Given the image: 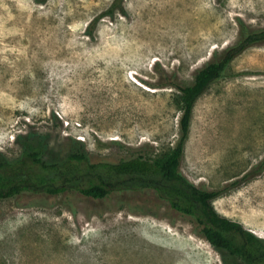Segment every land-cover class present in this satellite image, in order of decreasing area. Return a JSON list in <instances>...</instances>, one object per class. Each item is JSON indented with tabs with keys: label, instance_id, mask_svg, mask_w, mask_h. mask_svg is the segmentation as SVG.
Returning <instances> with one entry per match:
<instances>
[{
	"label": "rangeland",
	"instance_id": "1",
	"mask_svg": "<svg viewBox=\"0 0 264 264\" xmlns=\"http://www.w3.org/2000/svg\"><path fill=\"white\" fill-rule=\"evenodd\" d=\"M0 0V157L39 151L79 180L57 194L0 200V264H245L153 189L80 192L89 163L170 150L180 134L173 83L191 85L243 28H264V0ZM197 101L181 170L222 215L264 238V43ZM18 135L24 138L17 141Z\"/></svg>",
	"mask_w": 264,
	"mask_h": 264
},
{
	"label": "trees",
	"instance_id": "2",
	"mask_svg": "<svg viewBox=\"0 0 264 264\" xmlns=\"http://www.w3.org/2000/svg\"><path fill=\"white\" fill-rule=\"evenodd\" d=\"M44 3L46 0H35ZM125 0H114L111 6L87 29L93 36V27L104 16L116 13L127 15ZM264 43V28H243L240 40L229 47L220 60L207 63L201 68L191 85L173 83L177 88L176 106L181 111L180 134L176 144L167 152L154 158L138 156L118 163H89L84 149L69 155V161L87 163L85 175L91 185L80 188L86 196L96 199L108 197L114 191L130 189H153L170 206L191 218L210 244L217 250L227 251L245 264H264V238L237 221L217 211L214 201L229 189L207 190L197 186L181 170L186 144L190 137L194 109L197 101L217 80L228 76L234 59L248 48ZM24 137L18 135L17 141ZM26 157L40 172L31 171L21 159L0 157V200L23 191H44L57 194L79 180L76 172H70L65 163H48L39 151H29L24 146ZM1 155V153H0Z\"/></svg>",
	"mask_w": 264,
	"mask_h": 264
}]
</instances>
